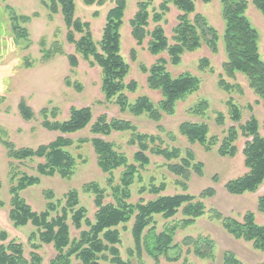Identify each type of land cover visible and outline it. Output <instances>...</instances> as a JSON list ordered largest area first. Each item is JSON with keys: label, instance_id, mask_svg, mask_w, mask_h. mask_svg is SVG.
Here are the masks:
<instances>
[{"label": "trees", "instance_id": "16d2710c", "mask_svg": "<svg viewBox=\"0 0 264 264\" xmlns=\"http://www.w3.org/2000/svg\"><path fill=\"white\" fill-rule=\"evenodd\" d=\"M75 0H41L47 7L49 14L59 12L67 29L66 41L74 46L75 53L90 65L100 68V90L104 98L113 100L120 111H128L133 115H146V117L158 122L163 114L172 115L178 100L186 94L197 91L200 79L191 73H181L173 76L167 69V63L176 65L180 62L182 54L192 52L205 44L211 52L215 53L218 41L221 40L226 54L222 63L223 71L229 77L235 73L242 74L253 93L264 103V60L261 58L258 47V33L251 25L245 12L251 3L264 16V0H219L221 4V17L224 27L221 36L211 26L207 19L195 12L194 0H161L157 9H149L152 0H140L137 9L129 20L131 35L142 43L146 36L147 50L151 55L157 56L165 52L168 59L158 57L153 64L141 70L146 74L147 87L160 93V99L154 103L146 95H139L133 101H129L124 90L134 92L136 82L131 80L124 83L129 66L120 54V26L123 23L126 0H81L85 5H103L107 1L113 2L105 15L102 35L98 42L93 40L89 22L75 16ZM208 3L210 0H199ZM170 4L177 8L176 24L172 28L171 42L166 37L161 21L169 12ZM192 15V16H191ZM11 28L19 38H27L28 32L23 24L30 20L28 15H18L11 12ZM149 20L154 25L148 30ZM78 35V37H76ZM42 61H47L55 55H62V46L53 41L49 47L40 42ZM76 54H67V61L71 68L77 66ZM27 67L29 63L25 64ZM209 66L207 58L199 60V68ZM211 70V68H209ZM219 86L226 92L232 85L225 82L222 77L218 80ZM228 118L232 125L224 130L221 140L216 135H209V128L204 122L184 121L178 126L179 133L190 143H198L205 150L217 147L220 156H233L237 152V140L239 134L245 138L242 147L243 165L246 171L228 180L224 188L232 195L245 192H254L264 181V138L259 133V123L254 116H249L244 123H240L242 114L240 108L227 99ZM20 116L25 120L34 118V112L20 98L17 104ZM208 109L206 99H200L188 112L195 116H203ZM56 110H51L49 115L54 116ZM41 126L48 131L59 134L54 140L46 144H40L36 148H16L11 142L2 140L1 144L6 149L8 159L15 161L41 159L37 163L36 171L39 175L68 178L76 167L75 157L67 149L75 141L70 134L83 130L89 125L92 138H79L77 143L89 141L96 155L98 167L103 173L108 174L107 184L111 189L112 202L103 203L105 190L96 182L84 184L83 190L94 195V204L97 208L93 221L86 217V209L80 206L75 190L66 194L65 204L57 212L53 202H48L43 211L36 212L20 196V191L39 182L38 176L25 173L16 174L10 169V181L15 182L9 188L10 210L9 218L14 226L32 225V232L28 241H32V251L29 257L24 256L22 243L8 239L7 233L0 229V264H45L37 253L40 244H51L55 250L54 257L47 264H72L75 258L77 264H131L130 260L123 259L119 250L121 243L120 227L131 220V235L133 247L127 248L128 256H140L144 251L148 257L158 261L159 256L169 260L167 251L170 248H180L179 243H173L177 226L166 225L160 232H155V215L164 219H170L178 211L183 218L181 223L188 226L194 220L206 212V206L202 199L211 197L215 190L211 187L203 189L198 195L177 193L172 195H159L165 188L164 183L150 184L148 188H140L143 192L156 195L154 199L146 202L139 200L131 203L129 186L133 183L138 167L149 163L148 153L159 155L167 161L166 166L176 176L187 180L190 171L197 175L202 174V163L196 161L191 149L182 151L178 148H168L161 144L157 135L138 132L135 125L129 120L112 118L107 120L104 115L98 116L92 122L91 109L87 107H70L68 118L62 121L49 119L47 108L40 110ZM215 122L218 126L225 123V115L222 112L215 113ZM113 131H127L130 133L129 143L136 146L133 153V163H129L127 157L114 149L111 142L99 136H107ZM218 145V146H217ZM137 164V165H135ZM10 168L12 167L9 164ZM122 168L119 183L112 184V171ZM1 205V202H0ZM257 210L264 213V189L257 197ZM210 216L220 222L222 228L233 238L251 242L255 249L264 251V224H258L253 212L247 211L241 220L223 215L215 208H210ZM55 212V215H51ZM68 216L76 229L82 224L86 229H80L77 237L70 238ZM39 243H35V240ZM187 245V252H194L200 257H213V241L207 237H185L182 240ZM220 264H242L230 251H224Z\"/></svg>", "mask_w": 264, "mask_h": 264}, {"label": "rangeland", "instance_id": "374dc122", "mask_svg": "<svg viewBox=\"0 0 264 264\" xmlns=\"http://www.w3.org/2000/svg\"><path fill=\"white\" fill-rule=\"evenodd\" d=\"M140 0H126L123 23L120 26V54L128 64V73L124 83L133 80L136 82V90L129 92L124 90L129 101H133L139 95H146L154 103L160 99V93L147 87L146 74L141 66L150 67L158 57L167 58L165 52L157 56L151 55L147 50L146 36L142 43L131 35L129 20L132 18ZM161 0H152L149 9H157ZM195 12L202 14L221 36L224 22L221 17V4L219 0H210L208 3L194 0ZM75 16L83 21L89 22L90 30L95 42H98L102 35L105 15L107 10L113 6V2L107 1L103 5H85L81 0H75ZM11 12L18 15H28L30 20L23 24L27 29V38H19L11 28ZM179 13L176 7L170 4L169 12L161 21L166 37L171 42L172 28L176 24V16ZM251 25L258 33V47L261 58L264 60V16L251 4H248L245 12ZM192 16V15H191ZM155 24L149 20L148 30H152ZM67 29L65 28L62 16L59 12L50 15L47 7L41 0H0V141L11 142L16 148H36L40 144H46L54 140L59 134L55 131H48L41 126L40 110L47 108L49 119L59 121L68 118L70 107H89L92 112V122L104 115L107 120L112 118L129 120L136 126L138 132L157 135L161 144L168 148L175 147L184 154L186 149H191L196 161L202 163V174L197 175L190 171V176L184 180L173 174L166 166L167 161L163 157L148 153L149 163L138 167L133 183L129 186L131 203L139 200L144 202L154 199L156 195L148 192L147 189L140 192V188H148L150 184L159 185L164 183L165 188L159 195H172L177 193H188L198 195L203 189L211 187L215 194L203 200L206 206L204 215L196 218L193 223L183 226V218L180 211L170 219H164L155 215V232H160L166 225L177 226L173 243H179L180 248H170L167 251L169 260L159 256L158 261L143 251L140 256H128L127 248L133 247L130 220L124 228L120 227L121 243L119 250L123 259L130 260L131 264H220L224 251L232 252L242 264H264V251L255 249L251 242L233 238L221 226L220 222L210 216V208H215L223 215L231 216L241 220L247 211L253 212L258 224H264V213L257 210V197L264 189V181L254 192H245L239 195H232L224 188L225 183L246 171L243 165L242 147L245 138L239 134L235 141L237 152L233 156H220L217 147L205 150L198 143L190 144L178 131V126L184 121H199L207 124L209 135H216L219 140L224 136V130L232 125L228 118L227 99L231 98L242 114L240 123H244L249 116H254L259 123V133L264 138V103L258 99L248 86L246 78L235 73L229 77L223 71L222 63L226 58L222 41H218V48L215 53L205 45L192 52L182 54L178 64L167 63V69L173 76L181 73H191L200 79L197 91L186 94L178 100L175 111L172 115L163 114L158 122L149 120L146 115H133L128 111H120L113 100H106L100 90V68L97 65H90L88 61L75 53L74 46L66 41ZM78 37V35H76ZM43 41L47 48L53 41H57L63 49L62 55H55L47 61H42L40 42ZM67 54H76L77 66L71 68L67 61ZM207 58L209 66L199 68V60ZM29 63L27 67L25 64ZM211 68V70H209ZM229 83L228 92L224 91L218 84L219 78ZM20 98L34 112L31 120L23 119L17 109ZM200 99H206L208 109L203 116H195L188 112ZM51 110H56L54 116L49 115ZM222 112L225 115V123L218 126L215 122V113ZM75 141L67 149L75 157L76 167L72 175L62 178L55 174L53 176L39 175L36 171L37 163L41 159L15 161L6 156V149L0 142V229L4 230L8 239H14L23 245L24 256L29 257L33 250L32 241H28L29 235L35 228L27 224L25 226H14L9 218L10 193L9 188L15 182L10 181L9 171L12 169L16 174L25 173L38 176L39 182L26 187L20 191V196L26 201L33 211H43L48 202H53L60 212L65 204L66 194L75 190L78 195L80 206L86 209V217L93 221L97 208L94 204V195L83 190V185L96 182L99 187L105 190L103 203L112 202L111 189L107 184L108 174L103 173L97 165L96 155L89 141L79 144V138H92L89 132V125L73 134H70ZM111 142L114 149L123 153L129 163H133L132 156L136 150L134 144L129 143L130 133L127 131H113L107 136H99ZM218 146V145H217ZM9 164L12 165L10 168ZM137 165V164H135ZM122 168L112 171V184H118ZM19 176V175H18ZM55 215V212L51 214ZM70 238L77 237L80 229H86L82 224L76 229L68 216ZM197 238L203 236L213 241V257H200L194 252L188 253L187 245L182 243L185 237ZM39 243V240H35ZM42 258V263L47 264L55 255L51 244H40L36 250ZM78 261L72 258V264ZM106 262H102L105 264Z\"/></svg>", "mask_w": 264, "mask_h": 264}]
</instances>
